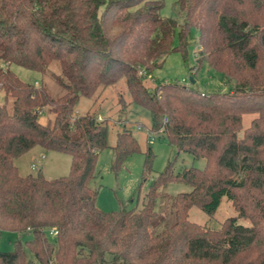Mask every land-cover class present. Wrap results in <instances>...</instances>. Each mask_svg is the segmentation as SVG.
Here are the masks:
<instances>
[{
    "label": "trees",
    "instance_id": "obj_1",
    "mask_svg": "<svg viewBox=\"0 0 264 264\" xmlns=\"http://www.w3.org/2000/svg\"><path fill=\"white\" fill-rule=\"evenodd\" d=\"M175 1L184 19L173 45L177 21L161 13L164 0H0L6 63L0 65V230L31 234L14 239L13 250H0V264H264V0ZM191 27L198 32L197 62L233 85L210 92L173 82L146 86L143 71L160 66L171 51L186 54ZM55 59L54 79L63 89L57 96L10 68L44 72ZM122 76L131 101L150 111L151 127L205 163L174 172L168 161L151 177L139 207L107 211L97 207L90 184L108 144L107 124L73 111L81 96ZM118 102L120 109L128 104L122 94ZM45 107L53 113L47 123L38 118ZM250 112L257 116L243 126L242 115ZM36 145L68 153L69 172L20 174L15 158ZM112 149L116 169L139 144L124 127ZM152 160L148 146L138 193ZM173 180L191 188L174 195V221L151 233L160 188ZM224 197L237 215L220 227L188 218L192 205L212 215Z\"/></svg>",
    "mask_w": 264,
    "mask_h": 264
},
{
    "label": "rangeland",
    "instance_id": "obj_2",
    "mask_svg": "<svg viewBox=\"0 0 264 264\" xmlns=\"http://www.w3.org/2000/svg\"><path fill=\"white\" fill-rule=\"evenodd\" d=\"M161 13L172 16L177 21L176 33L173 36V45H175L178 43V24L184 19V11L180 9L175 0H164ZM197 36V29L191 27L187 38L186 54L183 55L180 51H171L166 54L160 66L143 75L146 86L153 89L158 83L173 82L203 92L229 90L230 84L233 85V82L227 81L222 73L213 70L207 62L204 61L201 64L197 62ZM0 65L3 68L6 67V63L1 60ZM10 68L23 81L34 82L36 86L44 84L52 96H57L63 91L53 75L60 71V64L56 59L51 61L44 72L16 63H11ZM119 94H122L128 101L126 107L122 109L118 102ZM2 102L3 91L0 90V103ZM7 105L9 108L11 107V98ZM84 112L95 114L98 120L107 124L108 144L99 151L96 175L90 183L97 191L95 203L102 210H116L121 205L131 207L137 204L139 207L151 177L163 170L168 161H172L174 172L180 171L183 167L201 168L204 166V157H195L188 151L179 150L175 145L169 143L165 136L151 127L150 111L131 101L124 76L95 95L81 96L75 106L73 116ZM255 116L257 113H244L242 115L243 126L249 125ZM38 118L41 122L47 123L53 120V113L48 110V107H45ZM139 123L142 124L141 128L137 127ZM124 127L132 131L138 141L139 149L130 153L119 167L114 169L112 168L114 158L112 145L115 143L117 131ZM146 127L153 132L147 134ZM148 146L153 153L152 170L138 193L143 172L144 151ZM14 161L20 174H35L41 171L46 178H54L69 172L71 157L68 153L46 150L36 145L15 158ZM32 163H34V167H32ZM190 188L189 184L179 180H173L161 186L160 194L156 200V215L149 225L151 233L161 230L174 221V195L179 191H188ZM232 215H237V211L232 202L224 197L212 215L207 214L198 206L192 205L189 208L188 218L202 226L215 228L220 227L223 221ZM238 221L249 222L243 217H239ZM30 237L31 234L28 232L0 230V250H13L14 239L19 238L24 242ZM26 252L28 257L32 256L28 249Z\"/></svg>",
    "mask_w": 264,
    "mask_h": 264
},
{
    "label": "built area",
    "instance_id": "obj_3",
    "mask_svg": "<svg viewBox=\"0 0 264 264\" xmlns=\"http://www.w3.org/2000/svg\"><path fill=\"white\" fill-rule=\"evenodd\" d=\"M142 74H145V72L143 71ZM137 127H138V128H141V127H142V124H141V123L137 124ZM145 129H146V133H147V134H151V132H153V131H151L150 128H147V127H146ZM32 167H34V163H32ZM49 233H50V234H55V233H56V230H55L54 228H50V229H49Z\"/></svg>",
    "mask_w": 264,
    "mask_h": 264
}]
</instances>
